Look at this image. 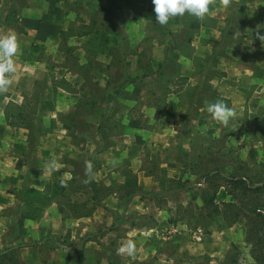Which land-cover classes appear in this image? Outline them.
I'll use <instances>...</instances> for the list:
<instances>
[{
    "label": "rangeland",
    "instance_id": "374dc122",
    "mask_svg": "<svg viewBox=\"0 0 264 264\" xmlns=\"http://www.w3.org/2000/svg\"><path fill=\"white\" fill-rule=\"evenodd\" d=\"M29 1L0 0V25L19 32L16 22ZM58 3L63 33L53 60L41 53L48 65L16 78L0 115V264H210L207 254L171 256L167 248L162 252L172 261L158 251L118 254L129 225L152 223L130 210L134 187L124 185L138 175L155 180L152 194L140 197L153 209L170 200L176 212L168 222L183 221L196 241L193 232L200 228L206 236L212 225L198 205L200 192L230 177L264 178V45L241 33L264 18V0H231L203 21L185 14L165 27L146 24L142 33L126 24L123 0H114L112 10L107 0ZM213 21L217 31L208 35L216 39L201 37L200 22ZM73 35L86 36L85 47ZM155 48L163 60L152 69ZM217 100L236 112L227 126L207 112ZM53 158L58 167L48 171ZM86 161L94 166L89 184ZM235 193V206L243 207L238 226L256 239L260 218L250 210L264 217V195ZM109 196L129 210L117 217L103 202ZM86 235L93 245L79 253Z\"/></svg>",
    "mask_w": 264,
    "mask_h": 264
},
{
    "label": "crops",
    "instance_id": "0c3cea01",
    "mask_svg": "<svg viewBox=\"0 0 264 264\" xmlns=\"http://www.w3.org/2000/svg\"><path fill=\"white\" fill-rule=\"evenodd\" d=\"M213 7L215 10L213 12L222 9L219 5ZM153 8L154 5L152 4V0H123V16L126 24L136 25V30L133 31L142 33L144 25L151 23L155 24V13ZM62 15L64 16V11L60 7L58 0H30L28 4L23 7L19 18L18 26L23 29V32H16L13 29L0 25V34L14 33L19 42V50L14 57L17 68V72L13 77L14 81H16V78L20 75L35 72L38 67L45 68L48 65V62L42 59L45 54L49 56L52 55L50 53H53L54 55V52L57 51L60 32L59 25L60 20L63 19ZM70 16L71 15L68 14L65 18L68 19ZM213 16L214 14H212V17ZM216 18L219 17L217 16ZM214 23L219 24L218 21H213L211 26H207L200 22L199 30L201 37L216 39L217 36L214 37L212 35V38V36L208 35V31L211 33H214L215 30L217 31V28L213 27L215 25ZM261 25H264V18L251 26L243 27L241 33L256 36L258 26ZM259 31L264 35V27L260 28ZM71 39L76 42L75 45H80V48L85 47L82 43L86 44V36L73 35ZM49 49L51 52H49ZM76 49L75 51L81 50L79 48ZM153 59L154 61H151L152 69H154L155 63H161L163 60L162 53L158 48H155L153 51ZM14 88L15 86L13 84L9 88L8 94H0V115L2 117V110H4L7 103L11 100L13 96V91L11 92V90ZM257 89H259V87H257ZM141 172L143 171L141 170ZM137 177V184L139 186L142 184V188L145 190H149L151 186L156 185L155 180H145L147 178L145 175L141 177L143 180L140 179L139 175ZM197 185L200 186V184ZM154 190H156V188H154ZM201 195L202 192H200V196L196 197L200 200L199 206H203ZM111 197H107L103 202L107 209L115 211L117 217L119 214L121 216L123 211L129 210L124 208L121 210V206L118 204L119 198L115 199ZM229 201L230 196L226 193L224 187H219L215 202L220 203ZM170 202L169 200L166 207H155L153 209L146 203L145 199L140 197V195L133 196L129 201L128 207L130 210H133L138 218L143 220L148 218L152 223L148 226L143 223H137L133 226L129 225V231L126 232V235L129 237L124 236L120 241L125 242L127 240H132L136 245L135 254H140L141 257L148 256L151 252L158 251V258L163 257L172 261L174 260L173 257H169L162 252L164 249L166 251L167 248L166 252L170 253L171 256L185 255L187 257L199 258L207 254L210 258L208 261L210 264H256L251 257V244L246 239L245 228L241 229L237 222L229 226L220 215L211 217L210 220L212 221V225L209 228V233L206 236L202 235L200 241H191L192 236L189 234L187 226L183 221H177L176 225L168 222V218L176 212V208L172 206ZM180 224H183V228H180L182 226L179 227ZM167 226L171 227V229L166 233L165 229ZM180 231L182 237L178 239L174 238L176 236L175 233L180 234ZM92 245L93 242L87 241L84 243L83 248L86 250L88 247L91 248ZM130 259L132 258L130 257ZM157 261H159V259H157L155 263ZM182 264L191 263L183 259Z\"/></svg>",
    "mask_w": 264,
    "mask_h": 264
},
{
    "label": "clouds",
    "instance_id": "9594fccd",
    "mask_svg": "<svg viewBox=\"0 0 264 264\" xmlns=\"http://www.w3.org/2000/svg\"><path fill=\"white\" fill-rule=\"evenodd\" d=\"M154 5L153 11L155 13V24L162 27L168 25L171 19L178 16L182 17L185 14L193 16L199 21L211 15L212 8L219 5L222 8H228L231 0H152ZM264 25L258 26L256 38L264 45V35L259 31ZM19 50V42L14 33L0 34V94L7 93L9 88L13 85V77L17 72L14 57ZM207 112L211 118L219 124L227 126L229 121L236 118V112L229 107L223 100L207 104ZM58 165L53 158L46 164V169L52 171L57 169ZM94 166L92 162H85V176L84 184H89L94 178ZM61 186L66 187L63 180ZM136 245L132 240H127L118 248V254L132 256L135 254Z\"/></svg>",
    "mask_w": 264,
    "mask_h": 264
},
{
    "label": "trees",
    "instance_id": "16d2710c",
    "mask_svg": "<svg viewBox=\"0 0 264 264\" xmlns=\"http://www.w3.org/2000/svg\"><path fill=\"white\" fill-rule=\"evenodd\" d=\"M107 1L112 10L113 9L112 5L114 4V0H107ZM24 6L26 5L24 4L23 7ZM116 12H117V9H116ZM122 21H123V18L121 19V22ZM17 23L18 22H16L15 29L19 32H23V29L17 26ZM194 25L195 27H198V23H195ZM62 33L63 32H60L61 35ZM117 34L119 35V32ZM213 59L215 60L219 59V55H217L216 52H215V56ZM128 84H129L128 80L123 82L117 88V90H115V94H118V92L122 90L124 87H126ZM105 102L107 105L106 106V114H107L110 110L112 103H108V100H106ZM128 186L134 187V189L128 194L129 198L134 195L141 196L143 194H152V192H150L149 190H145L141 186H139L137 184V180L135 177H133V180H130V181L127 180L126 184L124 185V188L126 189ZM219 187H224L226 193L230 196L229 202H220V203L215 202L216 194H217ZM181 189H184V186L177 187V189H175L173 192L180 191ZM91 191L95 193L98 191L95 185L91 187ZM237 191L241 193L242 198H248L249 195L252 197L253 196L259 197L261 195H264V178H262L261 180L252 181V180H243L242 176H240L239 178L230 177V178H227L225 180V183L223 184H215L211 192L203 191L201 195V200L203 203V209L206 212V216L208 218H211V217L220 215L223 218L224 222L229 226L238 222L240 218V211H242L243 207H241L240 205L235 206L234 204L236 200L235 192ZM93 200H96L94 194H93ZM235 207H239V210L238 209L236 210ZM221 208H223V210H221ZM250 211L252 215L260 218L259 222H260V227H261V228L259 227L258 231L256 230L255 232L257 236L256 239H249V238L247 239V241L251 244V257L253 258L256 264H264V232H263L264 217L261 216V214H259L255 208L251 209ZM92 239L93 238L91 235H86L84 239L82 240L83 245L87 241H92ZM45 241H47L49 245L51 246H56V247L59 246L58 243L56 242L53 243L52 240L49 238H45ZM83 251H84V248L82 246L78 250V252L81 253ZM0 256L4 257V253L2 251L0 252Z\"/></svg>",
    "mask_w": 264,
    "mask_h": 264
},
{
    "label": "built area",
    "instance_id": "2783aa9c",
    "mask_svg": "<svg viewBox=\"0 0 264 264\" xmlns=\"http://www.w3.org/2000/svg\"><path fill=\"white\" fill-rule=\"evenodd\" d=\"M202 235H203V232L200 228L196 229L194 234H193V238L196 240V241H200L202 239Z\"/></svg>",
    "mask_w": 264,
    "mask_h": 264
}]
</instances>
